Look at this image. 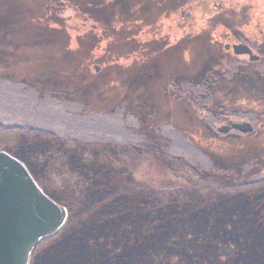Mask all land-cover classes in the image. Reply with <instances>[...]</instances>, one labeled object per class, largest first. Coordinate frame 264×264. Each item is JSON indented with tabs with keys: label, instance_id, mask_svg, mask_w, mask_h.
I'll list each match as a JSON object with an SVG mask.
<instances>
[{
	"label": "rangeland",
	"instance_id": "obj_1",
	"mask_svg": "<svg viewBox=\"0 0 264 264\" xmlns=\"http://www.w3.org/2000/svg\"><path fill=\"white\" fill-rule=\"evenodd\" d=\"M69 1L57 10L46 0H0V125L44 136L0 137V151L69 213L29 264H264L263 236L241 199L187 211L158 248L157 222L143 219L108 241L87 234L77 186L87 176L106 184L103 168L155 190L264 178V32L255 30L264 31V0L253 17L246 6L199 17V33L187 36L168 32L171 0ZM227 40L251 45L260 60L225 52ZM230 122L254 131L217 132ZM148 237L158 250H146ZM223 246L231 256L220 255Z\"/></svg>",
	"mask_w": 264,
	"mask_h": 264
},
{
	"label": "trees",
	"instance_id": "obj_2",
	"mask_svg": "<svg viewBox=\"0 0 264 264\" xmlns=\"http://www.w3.org/2000/svg\"><path fill=\"white\" fill-rule=\"evenodd\" d=\"M16 134L31 138L29 141L33 142L35 139H43L44 137L39 130L0 125L1 138L6 139ZM44 135L48 137L51 134L46 132ZM129 151L132 156L135 154L143 163H147L145 156L141 159L143 153L140 154L132 148ZM121 160L124 163L125 159ZM125 163H127V160ZM102 171H105L106 184H93L92 179L88 176L82 177L85 181L84 179L77 181V186L82 188L85 196L82 203L84 206L82 212L87 214L88 222L91 224L86 233H89V235L94 234L99 240L103 238L108 241L110 238H119L124 227L132 225L137 219L141 221L143 219L146 220L143 224L157 222L151 225L152 234L150 236L151 242L161 248L163 244H168L169 240L167 239L171 234L170 225L172 221L174 223L179 219L181 220L187 211L207 208L210 204L223 199L231 202L236 198L241 199L240 201L248 209V213L254 215V221L264 239V178L234 186L207 182L200 187L190 189L182 187L181 189L155 190L143 183L136 184V181L131 178V174H128V172H119V176L114 177L113 170H111L112 172H106L103 168ZM95 185L97 186L95 187ZM195 221L192 223H196ZM208 225L209 223L206 224V226ZM223 227L225 228V225ZM148 232L150 233L149 229ZM208 232L209 230L205 229L204 233ZM55 237L57 236L42 241L37 247L39 248L44 242L53 240ZM149 237L146 239V250L151 249ZM38 248L35 249L33 255ZM151 250L158 249L154 246ZM187 261L188 264L190 260Z\"/></svg>",
	"mask_w": 264,
	"mask_h": 264
},
{
	"label": "water",
	"instance_id": "obj_3",
	"mask_svg": "<svg viewBox=\"0 0 264 264\" xmlns=\"http://www.w3.org/2000/svg\"><path fill=\"white\" fill-rule=\"evenodd\" d=\"M232 51L249 56L251 62L259 59L244 45ZM230 131L248 134L253 128L249 123H229L218 129L221 134ZM67 216L65 208L43 194L22 162L0 152V264H28L37 244L60 230ZM232 253L229 246L221 250L223 257Z\"/></svg>",
	"mask_w": 264,
	"mask_h": 264
},
{
	"label": "flooded vegetation",
	"instance_id": "obj_4",
	"mask_svg": "<svg viewBox=\"0 0 264 264\" xmlns=\"http://www.w3.org/2000/svg\"><path fill=\"white\" fill-rule=\"evenodd\" d=\"M37 1V0H34ZM115 1V0H110ZM125 2H129L130 0H124ZM174 3L173 10L167 15V18L171 19V26H169L168 32L172 35H195L199 33L198 28V21L196 20L199 17L206 16L207 14H220L224 12V10L229 8L234 13H238L244 6L249 7L248 9L253 10V6H255V2L258 0H171ZM24 2V1H23ZM48 2V6L54 7L58 9H67L71 8L69 4L70 1L68 0H46ZM124 2V3H125ZM252 17L254 16V11L252 12ZM260 23L256 24L255 30L259 33V35H263V32L260 28ZM250 33V32H249ZM253 32L250 35H254ZM218 39V37H217ZM242 44L247 46L253 53V55L258 56L255 54L254 49L249 44H244L241 42H234L231 43L230 40L225 41L223 44V50L225 52L232 53V47ZM237 57H246V56H237ZM259 57V56H258ZM247 61H249V58ZM259 59L256 61L258 62ZM141 61V60H140ZM250 62V61H249Z\"/></svg>",
	"mask_w": 264,
	"mask_h": 264
}]
</instances>
